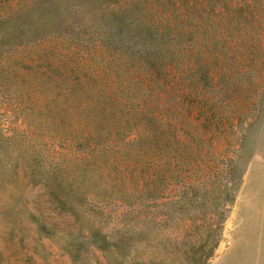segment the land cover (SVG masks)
I'll return each mask as SVG.
<instances>
[{
    "label": "rangeland",
    "instance_id": "1",
    "mask_svg": "<svg viewBox=\"0 0 264 264\" xmlns=\"http://www.w3.org/2000/svg\"><path fill=\"white\" fill-rule=\"evenodd\" d=\"M126 1L0 0V264L173 263L214 241L204 264H264V0H139L151 67L100 44ZM130 229L126 257L95 240Z\"/></svg>",
    "mask_w": 264,
    "mask_h": 264
},
{
    "label": "trees",
    "instance_id": "2",
    "mask_svg": "<svg viewBox=\"0 0 264 264\" xmlns=\"http://www.w3.org/2000/svg\"><path fill=\"white\" fill-rule=\"evenodd\" d=\"M50 1L51 0H41L40 5H42L43 3H50ZM79 1L86 3H96V0ZM138 4L139 0H127L125 5L120 10H110L108 12L102 4L99 5V7H103L101 13L102 16L97 21V23H99L100 25V33H103L100 38V44L108 46L112 50L118 49L122 52V55L126 59H128L129 61H134L136 66L148 65V67H151L153 64V53L155 52L154 48L152 47V43L153 40L161 38V29L159 28V24L156 21H153L150 18H141L142 15L140 9L147 8L148 6H146V4H143L138 11H136L135 9L133 11H129L131 7L135 8V6ZM41 13L44 12L41 11ZM32 19L34 18L28 17L26 22L33 25L37 21H39V19L35 21H32ZM105 133L106 132L104 130H101L100 134L97 135H99V137H102L105 135ZM152 137H154V135ZM98 138H94L93 141L97 140ZM155 144L158 148L160 146V148L163 149H159L158 154H155L154 156L151 155L147 160H145L142 167L148 170L150 169V171L145 169L139 176L140 183L137 192L140 199L149 200L152 202L151 204H154L155 197H158V194H156L159 191L158 185L160 186V183H162L163 187L165 188L168 184V179L170 178L168 173L170 150L164 148L162 142L158 143L157 139L153 144L154 147H156ZM156 159H162V172H160L158 169H154L153 165ZM179 164L183 165L184 162L181 161L179 162ZM177 183H179V186L181 188H190L191 185V183L185 182L184 177H180V180ZM56 189L57 190H50L49 195L60 199L59 197H57V195L62 194V192L66 191L62 190L61 187H58ZM128 195L132 196V194ZM40 227L42 229H44L45 227L46 229L45 224H41ZM214 227L216 228V224L214 225ZM134 232L135 231L132 229L127 230L126 232H124L123 237L118 240H104L99 238H95V240L99 242L100 247H102L104 251L110 253L111 255L119 253V256H122L121 254H124V256L126 257L127 249H129V247L137 241L135 238H133V236L138 235L139 232L136 234ZM92 233L93 234L91 238L93 239L97 235L94 232ZM211 236L212 231L207 230L206 238L210 239ZM215 245L216 241L213 242L209 250H204V245L200 243L196 245L190 244L186 249L187 252L183 251L182 253V256H184V258L177 259L178 261L176 260V262L173 263L165 262L162 259H152L148 262H143L141 259L137 260L135 258H132V260L126 261V264H204L207 258L211 255L212 249L215 247ZM117 258L114 257L115 264H120V260L119 262H116Z\"/></svg>",
    "mask_w": 264,
    "mask_h": 264
}]
</instances>
